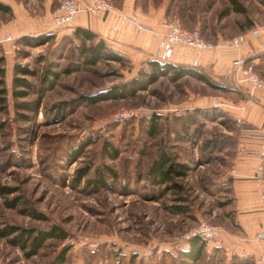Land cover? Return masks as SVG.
Returning <instances> with one entry per match:
<instances>
[{
    "label": "rangeland",
    "instance_id": "374dc122",
    "mask_svg": "<svg viewBox=\"0 0 264 264\" xmlns=\"http://www.w3.org/2000/svg\"><path fill=\"white\" fill-rule=\"evenodd\" d=\"M9 1L21 5L26 14L36 18L35 22H45L44 6L50 5L47 18L51 20L61 0ZM108 1L113 11L132 9L149 22L159 19L163 26L197 31L202 40L213 46L209 51L221 46L220 51L228 56L229 67L234 56L227 52V42L243 34L248 39L251 28L264 25V4L257 0H238L246 15L228 12L227 0ZM247 16L252 20L251 28ZM12 22L11 14L0 13L2 25L11 26ZM136 27L139 29V25ZM72 30L43 34L53 35L55 39L42 45H18L19 39L9 45L0 43L3 63L6 48L15 53L16 63L28 66L33 75L27 79L34 86L25 98L14 100L9 95V85L0 76V90H6L7 101L6 109L0 111L3 126L0 186L18 190L16 194L0 197V229L6 225L47 226L6 207L5 200L21 195L46 215L50 224L69 234L65 241L49 240L31 258L0 238V264H47L65 248H68L66 264H129L132 256H136L135 264H139L140 259L150 256L161 261L164 253L178 260L180 253L186 252L180 251L179 242L189 244L191 238L186 237L202 223L219 228L220 234L223 229L231 233L239 231L230 208L229 185L226 187L220 181L231 174V159L237 152L234 130L241 127L239 121L227 117L224 111L228 109V100L237 97L238 92L227 75L228 70L226 78L219 81L209 77V73L213 74L211 70L201 69L215 87L192 77L177 82L162 77L133 98L96 105L70 103L79 96L119 87L136 79L141 70H147V62H137L107 45L109 51L124 58L122 63L99 59L94 65L85 64L92 44L78 47L77 41L70 39ZM258 55L252 51L250 56H243L264 79V58ZM47 69L58 77L51 90L38 93L45 87L39 82ZM201 98L210 99L212 106L201 108L200 113H182L181 122L169 113L170 117L161 122L156 138L146 135V119L151 115L161 113L162 109L194 105ZM215 100L221 107L214 106ZM15 103L30 106L29 111L18 109L17 112ZM17 114L28 116V121L18 119ZM208 142L211 146H205ZM82 144L87 146L79 158L73 159ZM115 150L118 157L111 160L109 152ZM159 150L170 152L176 162L188 167L186 175L176 179L180 189L163 190L146 185L147 166ZM87 166L92 167L88 176L74 186L72 179L76 172ZM105 166L116 172L118 179L105 176L109 189L93 192L86 181L95 178L97 169L104 171ZM161 189L164 194L154 199ZM175 208L182 209L184 214H177ZM207 254L212 256L203 257L197 264H253L250 260L227 257L222 249ZM161 262L177 264L169 259ZM144 264L160 263L151 259Z\"/></svg>",
    "mask_w": 264,
    "mask_h": 264
},
{
    "label": "crops",
    "instance_id": "0c3cea01",
    "mask_svg": "<svg viewBox=\"0 0 264 264\" xmlns=\"http://www.w3.org/2000/svg\"><path fill=\"white\" fill-rule=\"evenodd\" d=\"M0 3L10 9V14L13 17V25L11 26L6 27L0 23V40L7 34H10L16 41L24 36H38L51 31L52 20L49 17L47 18L49 16V4L44 6L45 11L42 19L45 22H35L34 19L36 18L26 14L22 6L16 4L15 1L0 0ZM247 18L250 26L252 20L248 16ZM136 24L141 25L143 28L148 27L150 31L139 30ZM251 27L252 22L249 28ZM75 28H83L93 32L105 45L118 53L133 58L137 62L153 60V54L159 41L167 34V29L159 19L149 22L132 9L112 10L104 17L81 14L74 19L70 29ZM2 44L9 45L10 43ZM217 49L203 52L199 59L198 68L200 70L204 69L205 72L211 70L213 74L207 73L209 77L220 81L226 78L225 74L229 67V60L228 56L223 55L220 51L222 50L221 46ZM240 51L242 55L250 56L252 51L257 54L263 53L264 48H261L255 40L248 38L245 44L241 46ZM194 53L191 48L175 47L170 62L177 66H191ZM15 56V53L13 55L12 51H7L4 48L5 64L3 63L4 66L0 65V68L4 70V74L0 76L9 85V95L12 94L13 68L16 64ZM235 90L238 91L236 92L237 95L235 94L237 97L228 100L226 103L228 109L224 111L232 119L239 121L241 126L236 140L237 152L231 159V170H235L236 174L234 176L228 174L224 176L226 178L220 181L224 182L226 187L229 185L232 200L230 208L234 212V224L239 231L231 233L223 229L217 239L207 242L206 252L211 254L222 249L228 255L227 257H235L239 261L250 260L254 263L258 256L264 255V203L260 199L263 186L253 178L260 161V153L264 150V92L262 91L253 100H248L244 89L235 87ZM210 101L206 98H201L198 101L196 99L194 105L187 104L177 110L162 109L159 115L166 117L170 115L169 113H173V116H181L182 113L211 107L212 102ZM191 102H194V100H191ZM239 150H241V153ZM181 213L184 214L182 209L177 212V214ZM179 243H181L180 251L189 250V244L185 241Z\"/></svg>",
    "mask_w": 264,
    "mask_h": 264
},
{
    "label": "trees",
    "instance_id": "16d2710c",
    "mask_svg": "<svg viewBox=\"0 0 264 264\" xmlns=\"http://www.w3.org/2000/svg\"><path fill=\"white\" fill-rule=\"evenodd\" d=\"M263 2V0H257ZM228 3V12H234L236 14L246 15V9L238 2V0H227ZM0 13L10 14V9L0 3ZM251 26V22H250ZM71 41L76 40L78 47H85L86 43L92 44L89 48V56L84 60V63L87 65H94L100 59H105L107 61H114L117 63H122L124 58L118 53L109 51L105 43L102 40L98 39L97 35L93 32L83 29L75 28L71 33ZM55 39L53 35H40L36 37H21L17 44L20 45H35V44H47ZM259 58H264V52L258 55ZM4 61L0 59V65ZM147 70L143 69L139 72L136 79L131 80L130 82L124 83L121 86L111 87L107 90L98 92L94 95H83L78 98L70 101V103L75 104H88L96 105L101 102L108 101H120L128 98L135 97L139 92H144L149 89L151 85L158 81L162 77H169L172 82H177L185 77H192L198 79L205 84L215 87L212 80L207 78L201 70L193 68L192 66L187 65H174L169 61L159 62L157 60H151L146 63ZM4 74V70L0 68V75ZM32 72L29 70L28 66L21 63H16L13 68V79H12V97L14 100L25 98L29 92L34 89L33 84L27 79L32 76ZM57 74L51 72L49 69L40 77V85L44 88H40L38 93L44 94L45 91L51 90L53 88L54 82L57 79ZM3 83V82H1ZM4 95H6V90H0V111H4L5 105L7 103ZM15 107L18 109H23L29 111L26 104L15 103ZM200 109L194 110V112H202ZM189 114V112H187ZM225 114V113H224ZM227 117L228 114H225ZM182 116V115H181ZM181 116H174L176 120L179 119L181 122L184 118ZM169 116L163 117L159 114H153L146 119V135L152 139L156 138L162 128L161 122L167 120ZM17 118L23 122L28 121V116L23 114H17ZM231 118V117H229ZM232 119V118H231ZM234 121V120H233ZM0 124V128H2ZM184 127V124L182 125ZM184 130V129H183ZM239 128L237 127L234 132V146L237 143V136L239 134ZM212 143H206L205 146H211ZM216 144V143H215ZM214 145V143H213ZM86 144L79 146L72 158L77 159L82 154V150L86 147ZM13 156V154H11ZM118 157V152L113 151L109 152V158L115 160ZM91 166L84 167L76 172L75 177L72 179L73 185L76 186L80 184L88 176ZM104 171L97 169L95 178H90L86 181L87 186L91 187L93 192H97L101 189H109V183L106 180L105 176L110 177L112 180L118 179V174L114 172L109 167L105 166ZM188 167L185 164L176 162V159L173 155L166 150H159L157 155L151 160L147 166L145 174L146 185L163 187L165 189H180L176 179L182 178L186 175ZM16 188H10L6 186H0V197H5L17 193ZM164 192L159 190V195L154 197V199L162 196ZM5 205L9 209H17L21 215L27 216L34 221L47 223V226L44 228H37L34 226L31 227H19L14 225H6L0 229V238L6 239L7 243L11 247L19 248L24 252V255L28 258L36 256L45 246L49 240H59L65 241L68 239L69 234L63 228L56 224H50L49 219L43 213L37 211L28 200H25L21 195L14 196L10 200H5ZM177 212L180 211V208H175ZM190 249L186 252L180 253V258L176 260L173 256H169L168 253H164L161 261L169 259L171 263L177 264H197L203 257L212 256L206 252V240L199 237L191 238L189 240ZM68 248L63 249L60 253L55 255L51 261L47 264H66V254ZM93 254V253H92ZM165 258V259H164ZM156 260L157 263H162L156 257L150 256L146 259H140L139 264H144L147 260ZM136 256H132L129 264H135ZM119 264V263H118Z\"/></svg>",
    "mask_w": 264,
    "mask_h": 264
},
{
    "label": "built area",
    "instance_id": "2783aa9c",
    "mask_svg": "<svg viewBox=\"0 0 264 264\" xmlns=\"http://www.w3.org/2000/svg\"><path fill=\"white\" fill-rule=\"evenodd\" d=\"M113 10L108 0H61L56 12L52 16L51 31H59L71 28L74 19L81 14H89L93 16H105ZM167 34L164 39L160 40L153 54V59L159 62L169 61L177 46H184L194 50V57L191 66L199 67V59L203 52L213 49V46L200 37L197 31L188 32L181 30L175 25H164ZM143 27L139 25V29ZM249 38L255 40L257 44L264 48V25L255 26L248 32ZM247 35H238L230 39L226 44V50L232 54L234 58L231 61L227 71L229 79L236 88L245 90V96L248 100H253L264 90V79L255 71L254 66L248 62L247 58L241 54V46L245 44ZM15 40L10 34L0 40V43H13ZM216 108L221 107L217 100L214 102ZM133 115V114H131ZM123 117H128L125 115ZM241 153V150H239ZM260 161L254 172V180L262 184L263 190L260 195L261 201L264 203V150L260 153ZM235 170L231 171V175H235ZM220 236V229L208 224H200L186 238L199 237L201 239L211 241ZM253 264H264V255L258 256Z\"/></svg>",
    "mask_w": 264,
    "mask_h": 264
}]
</instances>
